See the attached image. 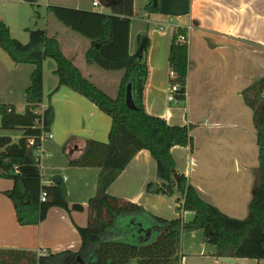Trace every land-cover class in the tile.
<instances>
[{
    "label": "crops",
    "instance_id": "obj_1",
    "mask_svg": "<svg viewBox=\"0 0 264 264\" xmlns=\"http://www.w3.org/2000/svg\"><path fill=\"white\" fill-rule=\"evenodd\" d=\"M44 1L46 6L84 11L99 7V11L109 14L114 0H99L98 7L92 6V0ZM149 1L133 0L136 15L131 18L128 34L131 54L137 50L141 37L149 41L145 110L163 117L170 125L191 126L192 151L182 146L170 149L176 170L187 177L202 199L225 215L242 220L248 214L259 164L252 110L245 104L242 91L264 77V0H157L158 11L147 13L144 7ZM0 4V19L9 27L10 35L26 43V19L30 17L27 7L33 4L25 0H0ZM49 17L44 29L57 36L61 51L81 74L105 92L108 70L86 63L82 72L75 62L77 54L84 58L90 41ZM175 27L188 30L186 92L184 101L178 104L167 100L171 77L168 52ZM33 68L32 64L14 63L0 48V104L23 111L24 93ZM55 68L54 60H44V105L50 102L54 113L52 138L44 139L40 147L41 172L45 183L52 182L54 175H61L68 204H80L84 209L67 212L52 207L39 224L19 225L13 204L3 193L12 188L13 181L0 178V249L55 253L80 248L77 227L86 225L85 207L96 192L99 169L68 166V161L78 158L89 140L107 141L111 118L70 88H57ZM20 134L18 129L0 128V135L13 139ZM150 181H158L156 164L150 153L142 149L107 192L164 219L178 217L175 196L146 193ZM192 218V212L182 214L185 222ZM215 253L216 247L204 241L201 229L181 233L179 264H229L221 262ZM235 259L233 264H264L263 260Z\"/></svg>",
    "mask_w": 264,
    "mask_h": 264
},
{
    "label": "trees",
    "instance_id": "obj_2",
    "mask_svg": "<svg viewBox=\"0 0 264 264\" xmlns=\"http://www.w3.org/2000/svg\"><path fill=\"white\" fill-rule=\"evenodd\" d=\"M25 1L33 4L36 0ZM109 7V14L58 5L46 6V12L90 41L84 54L86 63L104 70L122 71L114 97L81 74L61 51L55 34L49 35L45 29H27L28 41L22 43L10 35L9 27L0 19V48L14 63L34 66L24 93L23 111L17 112L10 104H0V128L21 131L16 139L0 135V178L13 181L12 188L3 193L12 202L19 225L39 224L52 207L67 212L84 209L80 204H68L62 180L45 183L41 172L37 150L42 135L50 131L54 113L50 102L43 107L44 60L51 58L56 64L57 88H70L111 118L107 141L89 140L80 156L68 161V166L99 169L96 192L85 207L86 225L77 227L81 241L78 251L53 253L47 250L39 254L0 249V264H75L77 257L81 259L79 264H179L180 235L196 229L203 231L206 243L216 247L218 257L264 261V77L242 91L245 104L252 110L259 164L254 174L248 214L240 220L225 215L202 199L187 177L176 170L170 149L182 146L192 151L191 126L170 125L163 117L145 110L148 38L141 57L131 54L128 34L131 18L136 15L133 0H114ZM158 9L157 1L153 5L151 0L144 7L147 13ZM168 64L174 73L169 85L176 86L173 95L182 103L188 68V30L185 27H175L172 31ZM127 84H131L134 109L125 104ZM142 149L154 159L158 180L148 182L145 191L175 196L178 217L174 219L153 215L142 206L107 192L110 184ZM173 172L179 175L178 183ZM186 211L193 213L189 222L182 219Z\"/></svg>",
    "mask_w": 264,
    "mask_h": 264
},
{
    "label": "rangeland",
    "instance_id": "obj_3",
    "mask_svg": "<svg viewBox=\"0 0 264 264\" xmlns=\"http://www.w3.org/2000/svg\"><path fill=\"white\" fill-rule=\"evenodd\" d=\"M27 9L30 13V17H28L29 19H26L27 25L29 26L28 29H38V28L44 29L46 19H47L46 18L47 15H48V17L50 16L48 19H52V20L56 21V23H58L60 26H64L60 22H58L53 15L47 14L46 5H45L44 0H36L33 3V5L28 6ZM0 10H1V4H0ZM99 10H100L99 7L95 9V11H99ZM100 12H103V11H100ZM80 58H81V62L78 61ZM75 62L77 64V66H79V68L82 70V72H84V67H86L85 65H87V64H86L84 58L82 57V55L77 54ZM92 65L99 68L96 64H92ZM108 72H109V76H108V80L106 81L105 92L109 96L114 97L116 90H117L118 83H119V79L122 75V71H120V70H108ZM177 195H179V194H177Z\"/></svg>",
    "mask_w": 264,
    "mask_h": 264
},
{
    "label": "water",
    "instance_id": "obj_4",
    "mask_svg": "<svg viewBox=\"0 0 264 264\" xmlns=\"http://www.w3.org/2000/svg\"><path fill=\"white\" fill-rule=\"evenodd\" d=\"M30 1V0H28ZM153 5L156 4V1L157 0H151ZM145 41H146V38L145 37H142L141 40H140V43L137 47V50L135 51L134 55L136 57H141L142 56V50H143V47L145 45ZM125 104L128 108L130 109H134V103H133V100H132V95H131V84H127L126 86V90H125ZM173 177L176 181V183H178L179 181V175L176 173V172H173ZM62 180V176L61 175H54L52 177V182L53 183H57L59 181ZM221 262H224V263H229V264H233L236 262V259L232 256H228V257H221L220 259ZM77 262L78 263H75V264H79L81 263V259L79 257H77Z\"/></svg>",
    "mask_w": 264,
    "mask_h": 264
},
{
    "label": "built area",
    "instance_id": "obj_5",
    "mask_svg": "<svg viewBox=\"0 0 264 264\" xmlns=\"http://www.w3.org/2000/svg\"><path fill=\"white\" fill-rule=\"evenodd\" d=\"M92 6L93 7H98L100 5V2L99 0H92L91 2ZM170 76L173 77L174 76V73L172 70H170ZM169 93H168V96H167V100L170 101V102H173L174 104H177L178 103V99H176L173 95V91L175 90L176 86H169ZM43 107H45V105L43 104ZM52 138V134L50 133V131L44 133L41 137V143L44 139H50ZM30 143H32V141H30ZM41 147V146H40ZM40 147L38 148L37 150V153L39 154V158H40ZM39 254H42L44 253V251L42 252H38Z\"/></svg>",
    "mask_w": 264,
    "mask_h": 264
}]
</instances>
